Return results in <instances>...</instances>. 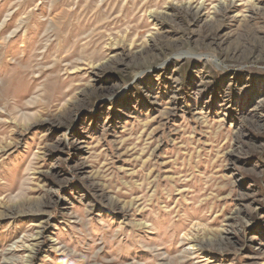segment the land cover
Instances as JSON below:
<instances>
[{
    "label": "rangeland",
    "instance_id": "1",
    "mask_svg": "<svg viewBox=\"0 0 264 264\" xmlns=\"http://www.w3.org/2000/svg\"><path fill=\"white\" fill-rule=\"evenodd\" d=\"M0 264H264V0H0Z\"/></svg>",
    "mask_w": 264,
    "mask_h": 264
}]
</instances>
